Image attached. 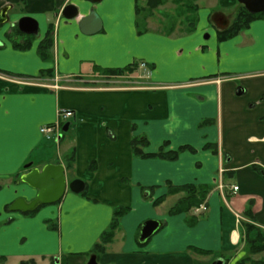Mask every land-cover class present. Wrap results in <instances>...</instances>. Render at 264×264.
<instances>
[{
    "label": "crops",
    "instance_id": "obj_1",
    "mask_svg": "<svg viewBox=\"0 0 264 264\" xmlns=\"http://www.w3.org/2000/svg\"><path fill=\"white\" fill-rule=\"evenodd\" d=\"M227 1L235 6L234 0ZM4 3L23 11L21 18L45 26L27 50L16 49L0 34L5 46L0 48V204H5L0 257L7 258L6 264H88L120 207L130 212L97 258L99 264H211L217 259L237 264L245 253L241 237L249 204L253 223L264 230V19L221 42L218 33L229 28L231 18L223 11L208 13L217 34L206 43L196 30L178 37L150 30L140 34L137 0ZM69 4L79 8L78 19L61 16ZM93 10L102 30L84 35L80 19ZM50 25L53 59L44 61L39 46ZM143 63L151 68L153 89L119 87L129 83V76L94 72V65L122 69ZM46 78H57L62 86L48 89L27 82ZM62 110L75 116L67 121L72 133L68 152L56 160L45 148L41 128L55 124ZM134 137L147 138L145 153H158L165 143V151L188 146L195 152L184 151L175 161L139 158L132 152ZM72 151L75 163L69 170L64 158ZM48 164L64 165L68 183L83 181L85 193L67 190L61 201L33 215L6 210L16 199L31 201L38 193L20 181L29 171L26 166L41 170ZM220 170L224 192L218 189ZM170 185L211 189L204 202L208 211L194 225L188 223L190 215H169L183 194L154 205ZM233 186L239 190L232 191ZM167 203L170 207L162 211ZM148 220L163 227L141 245L140 228ZM208 257L214 259L205 262Z\"/></svg>",
    "mask_w": 264,
    "mask_h": 264
},
{
    "label": "trees",
    "instance_id": "obj_2",
    "mask_svg": "<svg viewBox=\"0 0 264 264\" xmlns=\"http://www.w3.org/2000/svg\"><path fill=\"white\" fill-rule=\"evenodd\" d=\"M162 0H148L147 7H140L137 3L136 5V16L140 15L142 11H147V8L153 9L161 4ZM195 11L198 12L197 7ZM236 17L232 24L225 31H220L218 33L219 41H227L245 29L249 27V25L256 20L264 19V12L259 14H251L246 8L242 5H239L237 10ZM138 17V16H137ZM138 23V22H137ZM139 27V24H137ZM139 29V33L142 31ZM196 30V24L189 30L187 33L191 34ZM53 26L50 25L49 30L45 39L41 42L39 46V54L44 61L49 60L50 52L53 49L54 44V34H53ZM20 33V32H19ZM21 34V33H20ZM31 38L28 37V40L24 44L17 43L15 48L18 50H27L31 46ZM138 66L132 65L122 69H103L99 66L94 65V72L100 74L102 76H113V77H122V76H131L133 75ZM50 73V71H43V74ZM66 125V124H65ZM63 125V127L65 126ZM65 135V133L63 134ZM148 140L146 137H134L131 143L132 152L136 157L149 159V158H160L168 161H175L178 159L179 155L184 151L195 152V149L191 147H181L176 151H165L167 143L161 148L158 153H145L144 149L148 146ZM207 148H211L208 146ZM67 169H72L75 163V151H72L69 155H66L64 158ZM260 171V170H259ZM19 177V175H17ZM210 188L208 187H198L194 185H186L181 187L169 186V191L166 196L156 200L154 202L155 206L161 205L168 196L183 194L182 197L177 201V203L170 208L169 215L175 216L179 214L190 215V220L188 221L189 225H194L197 222L199 216L194 214V209L202 205L209 193ZM85 191L82 193L84 194ZM9 207L6 208L8 210ZM41 208V207H40ZM39 208V209H40ZM38 209V210H39ZM37 210V211H38ZM35 212L28 213L27 215H33ZM130 209L120 207L115 209L113 214V220L109 226V228L102 235L99 243H97L91 251V255L100 256L106 252V247L114 241L116 236V232L120 227V221L123 216H125ZM245 217L249 220V222H245L243 224L244 231L242 233L241 242L245 245L246 256L238 261L237 264H264L263 260H254L252 256L259 255L264 253V230L255 226L250 221H254V216L252 213V204H249L248 209L245 212ZM54 229H56L55 225H52ZM201 254L209 255V252L205 251H197ZM6 257H0V263L5 260ZM64 263V262H63ZM61 263V264H63ZM66 263V262H65ZM21 264H29L28 262H21ZM30 264H35V261H31ZM50 264H56L54 260L51 261Z\"/></svg>",
    "mask_w": 264,
    "mask_h": 264
},
{
    "label": "rangeland",
    "instance_id": "obj_3",
    "mask_svg": "<svg viewBox=\"0 0 264 264\" xmlns=\"http://www.w3.org/2000/svg\"><path fill=\"white\" fill-rule=\"evenodd\" d=\"M137 2L140 7H147L148 5L147 4L148 0H137ZM236 2L238 3L237 0H234L235 6H231V5H228L227 0H162L161 4L157 6L156 8H153V9L147 8V11L145 12L142 11L140 15H137L138 16L137 22L139 24V28L141 31L150 30V31H156V32L165 34L167 36H177V37L187 35L188 34L187 32L191 30L192 27L196 24V31H198L201 34L202 39L206 43H208V42H211L214 39V37H216L217 28L215 25L211 24V22L210 23L208 22V19L206 17L207 14L218 12V11H223L231 18V24H232L238 12L236 11V8L234 7L238 6L237 10L239 8V3L237 4ZM196 7L198 9V12L195 11ZM22 12L23 11H20V9L17 8L16 12H14L11 15L12 21L18 22V20L24 15V12L23 13ZM39 29L42 33L45 31V26L43 27V23L41 22V20L39 23ZM4 30L7 31L8 27L0 28V31H4ZM51 53L52 51L50 52V58L47 61H51L53 59V56L51 55ZM150 70L151 68H148L147 64L143 63V65L141 64L140 66H138L136 72L133 75L129 76V83L127 81H124V79H118V81L120 82L124 81V84H119L116 86L127 87L130 89L131 88H134V89L152 88L153 89L155 86H153L148 81ZM46 79L47 80H39V81H36V79L35 80L28 79L29 81L27 82L29 83V85L43 86L44 88H48V89H51V88L57 89L62 86L61 82L57 78L55 82H50L51 80L49 78H46ZM71 135H72L71 131L67 132L65 134V138L63 139L61 145L56 144L54 142V138L48 139L47 137L44 136L46 140L48 141L45 144V148L49 149V152L52 156H54V159L60 160L62 156L65 155L66 152H68L69 142L72 141ZM61 137L63 138V135ZM220 174L221 173H219V180H221L222 178V182H223V175L222 174L220 175ZM218 189H219V185H218ZM170 205H171L170 203L166 205V208H164L162 211H166V209H168ZM4 206L5 204H0L1 213H3L2 210L5 209ZM200 206L195 208L194 211L200 208ZM198 214L201 215V212H198ZM247 222H249V220H247ZM250 222L253 223V221H250ZM243 246L245 249L244 244ZM138 247L142 248V246H138ZM92 256L93 255H90L89 259ZM245 256H246V251L244 254H241L240 259L244 258ZM213 259H214L213 257H208L206 258L205 262L210 263V261H212ZM229 259L231 258L227 256L226 260L228 261ZM252 259L264 261V253L252 256ZM31 261L33 260H25L21 262H28L30 264ZM6 262H7V258H5V260L2 261V263L0 264H6ZM21 262L19 264H21ZM61 263H63V261L62 262L60 261V264ZM7 264H18V263H16L15 261L9 260ZM63 264H66V263L64 262Z\"/></svg>",
    "mask_w": 264,
    "mask_h": 264
},
{
    "label": "water",
    "instance_id": "obj_4",
    "mask_svg": "<svg viewBox=\"0 0 264 264\" xmlns=\"http://www.w3.org/2000/svg\"><path fill=\"white\" fill-rule=\"evenodd\" d=\"M92 3L98 4L103 0H90ZM251 14H259L264 12V0H237ZM61 16L72 21L78 19L80 10L71 4L66 5ZM18 27L23 34L37 36L39 34L38 22L30 17H23L18 22ZM103 24L98 14L93 10L91 13L79 22V29L84 35H95L102 30ZM243 92V91H242ZM69 131V124L65 125L63 132ZM31 165L26 166L30 168ZM20 181L38 193L36 197L27 201L26 198H18L11 205V212L30 213L37 211L40 207L56 204L61 201L67 190L75 194H81L85 191L86 185L81 180H75L68 183L66 178V169L62 164H48L43 169L33 168L29 172L23 174ZM163 227V223L157 220H148L141 225L138 242L145 245L155 236ZM88 264H99L97 256L93 255ZM212 264H225L223 259H217Z\"/></svg>",
    "mask_w": 264,
    "mask_h": 264
},
{
    "label": "flooded vegetation",
    "instance_id": "obj_5",
    "mask_svg": "<svg viewBox=\"0 0 264 264\" xmlns=\"http://www.w3.org/2000/svg\"><path fill=\"white\" fill-rule=\"evenodd\" d=\"M0 3H1V0H0ZM15 11L16 9L14 5L12 4L4 3L0 5V28L8 27L7 31L5 30L0 31V34H3L4 37L9 40L11 44L13 45V47H15L17 43L24 44L28 40V37L31 38V42H32L33 38L35 37L34 35L23 34L18 27L19 21L18 22L12 21L11 15ZM3 47L5 46L0 42V48H3ZM28 169L30 171L31 167Z\"/></svg>",
    "mask_w": 264,
    "mask_h": 264
},
{
    "label": "built area",
    "instance_id": "obj_6",
    "mask_svg": "<svg viewBox=\"0 0 264 264\" xmlns=\"http://www.w3.org/2000/svg\"><path fill=\"white\" fill-rule=\"evenodd\" d=\"M75 113L70 110H62L59 113V120L55 124L46 125L41 128V133L47 137L48 139L55 138L58 140L59 133L61 131V125L66 122L67 120L73 118ZM223 175V170H220V172ZM220 174V175H221ZM225 186L222 182V178L220 180L219 189L223 192ZM234 192H237L239 190L238 186H233L231 188ZM208 210L206 205H201L200 208H198L195 212L198 214V212H206Z\"/></svg>",
    "mask_w": 264,
    "mask_h": 264
}]
</instances>
